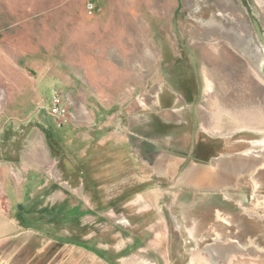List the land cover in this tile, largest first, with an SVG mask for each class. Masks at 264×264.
Masks as SVG:
<instances>
[{
	"label": "rangeland",
	"instance_id": "rangeland-1",
	"mask_svg": "<svg viewBox=\"0 0 264 264\" xmlns=\"http://www.w3.org/2000/svg\"><path fill=\"white\" fill-rule=\"evenodd\" d=\"M249 3L264 26V0ZM91 4L93 9L89 8ZM2 69H9L12 80L21 73L29 81L36 76L42 98L39 103L44 107L55 92L67 98L81 93L84 97L77 98L87 101L96 113L88 140L97 143L104 136H116L115 133L120 135L118 139L131 140L134 151L124 147L112 154L93 148L98 152L91 150L88 154V140L80 134L89 132V127L80 125L74 130L72 123L59 127L39 106L29 118L13 115L11 119L15 135L30 132L29 140L33 142L36 135L42 139L44 132L52 150L51 154L47 150L48 173H30L34 176L32 197L23 199L24 203L29 205L41 195L43 198L37 201L47 214L58 208L62 191L55 184L68 185L72 190L82 186V190L90 191L93 197L78 199L71 195L68 202L72 208L79 205V209L89 211L91 207L99 213L94 224L100 229L99 249L107 257H102V264H264V170L257 176L242 175L238 179L247 169L242 166L238 171L236 166L234 177L226 175V181L234 187L222 192L217 188L193 190L192 194L183 191L176 201L175 188L165 187L175 178L157 177L164 193L152 208L146 202L136 203L137 196H113L111 189L124 178L129 179L133 164L123 163L127 157L149 155L157 161L168 154L175 155L171 158L176 164L169 167L166 176L179 179L192 163L183 161V156L196 145L198 137L208 141L198 119L193 125V143L178 145L168 138V145L166 137H162L166 142L159 144V152L154 144L152 151L136 147L138 140L155 137L148 133L147 115L141 113L134 122L135 134L129 137L132 120L127 109L148 106L147 97L154 90L157 96L168 86L188 88L189 100L201 111L207 103L211 105L210 100L221 108L229 105L239 110L251 104L254 110L258 108L251 115L255 123L248 132L245 126H234L232 131L220 130L229 131L214 143L198 142L206 145L204 152L210 159L219 161L231 153H246V144L250 145L248 140L252 137H256L257 148L264 149V48L241 0H0V72ZM116 112L122 114V127L115 124V119L107 129L103 127L104 121ZM163 113L165 116L169 111ZM222 114L219 109L215 117L221 118ZM241 118L245 121L247 116L243 113L236 117L238 121ZM173 135L179 137L178 133ZM261 153L264 157V150ZM155 161L156 166L159 163ZM170 165L163 163L162 170ZM89 167L90 171L84 169ZM146 168L132 180L138 176L153 178V166ZM68 180L71 183L65 184ZM41 181H46V185ZM90 185L96 187L91 189ZM7 205L5 198L2 207ZM80 219L67 224L75 231L81 226ZM83 219L88 236L92 225L87 219L91 218ZM52 221L55 228L61 224L58 218ZM39 222L32 221L42 225ZM155 238L160 245L158 252L153 249ZM88 264L94 263L88 260Z\"/></svg>",
	"mask_w": 264,
	"mask_h": 264
},
{
	"label": "crops",
	"instance_id": "crops-1",
	"mask_svg": "<svg viewBox=\"0 0 264 264\" xmlns=\"http://www.w3.org/2000/svg\"><path fill=\"white\" fill-rule=\"evenodd\" d=\"M157 11H160V8L154 12ZM157 16L159 17L161 14L156 15V17ZM148 50H152L150 45ZM150 60L151 59H149V61ZM152 64L151 62L149 63V65ZM7 70L2 69L0 72V264H71V261H73L74 264H88V260L92 261L94 264H97V262L98 264H102V257H107L103 256L104 253L99 249L101 245V238L98 236L100 229L97 227L98 225L94 224V219L99 216V213L93 211L91 207L89 211L79 209V205L72 208L69 206L68 202L71 195L76 196L78 199L91 198L93 196L90 194V191L87 190V192L82 190V186L77 190H72L68 185L63 186L62 184H55L62 192L59 194L58 208L55 209V211L47 213L48 216L45 214L44 210L40 209L42 208L41 203L38 204L40 201H37L43 198V196L40 195L39 199L35 198V200H31L29 205L24 203L23 199L28 200L32 197L31 188L34 184V176H31L32 174L30 173H39L41 170L48 173L47 171L50 167L48 165V154L49 152L51 154L52 150H50V145L48 146V137L44 132H42V139L39 135H36L32 140L33 142L29 140L30 132H26L23 135H15L13 127L14 122L11 121L13 115H22L24 118L31 117L38 109V103L42 98H40L41 96L38 94V89L36 87V76H33L34 79L29 81L25 74L21 73L22 76L18 77L17 80H12L9 78ZM18 75H20V72ZM156 94V90H154L151 96L147 97L149 98L147 102L148 106L139 107L136 110L127 109L129 118L132 120L130 122L131 126H128L131 131H126L129 137L135 134L133 133L136 126L134 122L138 121L137 117L139 113L147 115L148 117L153 112L161 114L163 118L167 120L180 121L186 116L196 123L199 119L202 131L207 133L208 136H213L216 139L222 138L221 135L228 133L229 130L232 131L234 126H245V131L252 129L250 127L253 124L252 112L247 106L241 107L239 111L236 108L231 109L229 105H225L224 108H221V106L216 107L215 102L213 103L212 100H210L211 105L207 103L206 107L204 106V109L201 111L190 99L187 101V110L180 112L178 109H171L170 107V109L164 111H169V114L164 116L163 112H157L156 99L159 93L157 96ZM80 95L81 96L77 97H84L81 93ZM77 97L68 98L72 125L74 126V130L79 129L80 125L88 129L93 122H96V113L93 109H90V105L87 104V101L85 102L84 99ZM168 98H171V100H169L171 104L172 101H175L173 102L175 105L178 102L170 94ZM180 100L183 99L179 97V101ZM219 109L223 110L221 118L215 117V113ZM90 111H92V114ZM243 113L247 116L246 120L244 121L243 118H241V120L238 121L236 117L241 116ZM119 117H122L121 112L112 113L108 120L104 121L103 127L107 129L109 124L113 123L114 119L115 124L117 123L119 127L120 125L122 127V120H120ZM147 117L145 121L149 124ZM226 129L229 130L225 133H221L220 130L225 131ZM90 130L92 129L89 127V132L85 130L86 133L80 134V137L84 140L87 138L88 140L90 138ZM149 131L150 126L148 133ZM115 134L116 136L114 137L111 135L104 136L102 141L98 140L97 143H95L94 140H88L86 145L87 153L89 154L91 150L95 153L98 152L96 149H99L103 151L109 150L108 153L112 152V154H118L123 151L124 147L131 148L134 151L130 139H124V137V140L118 139L120 135L118 133ZM137 135L141 138L139 134ZM215 138L212 139L216 141ZM143 139L145 140V138H142L138 140V142H135L136 147H140L141 150L145 147L151 148L152 151L153 139H147V141ZM142 140L144 141L143 144ZM183 143H193V139H189L188 141L184 140ZM212 143H214V141ZM197 144L198 142L196 145ZM196 145H193L190 150L193 151ZM246 145H248L246 153H242V155L238 154V152L231 153L226 159H224V157L219 161H214L213 158L210 159L204 152H201L200 156L205 155L207 158L203 157L197 162L192 160L188 161L192 162L191 166L188 170L183 172L179 179L171 174L166 176L170 169L169 167H172L175 163L171 158L175 157V155L168 154V157L162 160H159L160 158H155L157 159V161L154 160L155 163H159L158 165L156 164V166L153 161L154 156L150 157L149 155H145L144 158L127 157L123 160V163L127 162L133 164V167L129 169V179L122 178L123 181H121V183L119 182L120 184H116V186L111 188L112 193H114L113 196H137L139 198L136 200V203L146 202L148 207L152 208L158 204L164 193L160 189L161 185L159 182L155 180L157 177L175 178L173 183L165 186L175 188L177 193L173 201H176L183 191L198 189L207 191L213 190V188H217L218 191L225 190L231 185V182L228 183L226 181L228 178L227 174H229L230 177H234V172L237 171L235 169L236 166L238 167V171L242 166L248 169L249 165L253 162L255 157L252 152L253 148H251L249 144ZM155 147L157 148L158 145ZM204 147L207 148L206 146ZM47 150L49 152H47ZM156 156L159 155L156 154ZM229 160L234 162H228ZM183 161L187 160L183 157ZM240 162L243 163L240 164ZM163 163L167 165L168 163L171 164L166 171L162 170ZM214 163L216 164L214 165ZM88 164H90V161ZM146 165L149 167L153 166L152 175H154V177L142 178L138 176L136 179L132 180L133 177L138 175V172L147 169ZM84 169L90 171V167L89 169ZM110 170L112 172V167ZM89 181L93 183L95 180L90 178ZM39 183L46 185V181L44 183L42 181ZM69 183H71L69 180L65 182V184ZM38 187H40V185H38ZM94 187H96V185H90L91 189H94ZM157 188L160 191H156ZM151 195H153V197H151ZM5 198L8 200V205L3 208L2 206ZM15 205L17 206L16 209H14ZM85 216L91 218L87 219V223L92 225L91 232L88 236H86L84 232L85 220L83 218ZM80 217L81 226L73 231L68 226L69 224H67V222L69 220L78 222ZM53 218H58V222L60 221L61 224H59L58 228H55V225L52 224ZM47 219H49V221H47ZM35 220L40 221L39 223L43 222L42 225L32 223V221ZM174 222H176L175 218ZM46 223L51 224L46 226ZM89 241L93 244L89 245ZM148 242H151V240ZM152 243L154 251L156 252L157 250L158 252L157 248H159L158 246L160 245L156 243V238ZM160 253L162 254V252Z\"/></svg>",
	"mask_w": 264,
	"mask_h": 264
},
{
	"label": "flooded vegetation",
	"instance_id": "flooded-vegetation-1",
	"mask_svg": "<svg viewBox=\"0 0 264 264\" xmlns=\"http://www.w3.org/2000/svg\"><path fill=\"white\" fill-rule=\"evenodd\" d=\"M178 88L179 89L177 90L175 88H172V87L168 86V87H165V89H162L159 92V96L157 98L158 100L156 99L157 112H163L166 109H170V107H171V109L172 108L178 109L180 112H182L184 110H187V106H188L187 105L188 104L187 101L189 100V97H190L189 95L191 94L190 90L188 88H185V86H180ZM169 94L172 97H174V99H176V101H178L176 103V105H175V103L173 104V102H175V101H172V104H171V102H169V100H171V98H168ZM179 97L181 99H183L184 101L183 100L179 101ZM179 103H181V104H179ZM248 107H249L250 111L252 112V114L255 113L256 109L258 110V108H256L254 110L253 107H252V104L249 105ZM263 113H264V111H263ZM184 117L185 118L180 120V121H178V120L175 121V120H170V119L169 120L164 119L162 116H160V114L154 113V112L151 115H149L147 117L148 118V122H149V126H150L149 133L153 134L154 137H155V140L153 139V144L155 146L156 145L159 146V144L160 145L164 144L166 141H165V139H162V137H166V139H167L166 143L168 145L171 143V141H169V140H172V142H175L178 145H180L181 142H183L184 140H187V139H193L194 140V138H193V137H195V136H193V134H194V132H193L194 120H190L186 116H184ZM253 122L255 123V121H253ZM176 125H181V128L176 129L177 128ZM253 131L254 130H251L249 132L254 134ZM174 133H178L179 137H176L175 136L176 134L173 135ZM180 133H184V136L181 137ZM168 138H170V139L168 140ZM212 138L214 139L215 137L207 136L208 141L204 142L203 138H201L197 142H202L203 144H208V143H211V142L214 141ZM255 138L256 137H252L249 140V143L251 145L250 147L253 148L252 152L255 155V157L253 159V162L249 165L248 169L243 167V169L244 170L247 169V171L243 172L241 175L239 174L238 179H241L242 175L251 176V177L252 176H257L258 172L264 170V157L261 156L262 155L261 151H263L264 149L261 150L259 147L257 148V145L255 144ZM145 141H147V139H145ZM159 150H158V152H159ZM204 150H205V147L202 144L198 143L196 145V147L193 149V151L189 150L188 153H186L183 157L187 161H191L192 160V161H196L197 162V161H200L203 157H205V155L200 156V153L204 152ZM235 184H236V182H235ZM228 187L230 188V187H234V186L233 185L232 186L229 185ZM235 188H237V187H235ZM186 192L191 193V194L193 193L192 191H189V190L186 191ZM214 194H218V193H214ZM208 197L213 198L214 195L213 196H208ZM210 198H208V199H210ZM214 199H216V198H214ZM222 199H223L224 203H227V201H226L227 199L226 198L223 197ZM228 200H230V199H228ZM232 202H233V204H236V200H232ZM175 221H176V218H175ZM178 223L179 222H177V224Z\"/></svg>",
	"mask_w": 264,
	"mask_h": 264
},
{
	"label": "built area",
	"instance_id": "built-area-1",
	"mask_svg": "<svg viewBox=\"0 0 264 264\" xmlns=\"http://www.w3.org/2000/svg\"><path fill=\"white\" fill-rule=\"evenodd\" d=\"M94 5H89L90 9H93ZM39 110L43 109L51 116L57 126L61 127L64 124L72 123V116L68 98L61 92H55L52 96L51 102L47 107L38 103Z\"/></svg>",
	"mask_w": 264,
	"mask_h": 264
},
{
	"label": "water",
	"instance_id": "water-1",
	"mask_svg": "<svg viewBox=\"0 0 264 264\" xmlns=\"http://www.w3.org/2000/svg\"><path fill=\"white\" fill-rule=\"evenodd\" d=\"M244 4L246 11L249 13L252 25L255 28L257 37L259 41H261L263 48H264V26H262L261 20L258 18V16L254 13V11H251L249 0H241Z\"/></svg>",
	"mask_w": 264,
	"mask_h": 264
},
{
	"label": "bare ground",
	"instance_id": "bare-ground-1",
	"mask_svg": "<svg viewBox=\"0 0 264 264\" xmlns=\"http://www.w3.org/2000/svg\"><path fill=\"white\" fill-rule=\"evenodd\" d=\"M214 174V173H213ZM227 245V244H226Z\"/></svg>",
	"mask_w": 264,
	"mask_h": 264
},
{
	"label": "trees",
	"instance_id": "trees-1",
	"mask_svg": "<svg viewBox=\"0 0 264 264\" xmlns=\"http://www.w3.org/2000/svg\"><path fill=\"white\" fill-rule=\"evenodd\" d=\"M104 255V254H103Z\"/></svg>",
	"mask_w": 264,
	"mask_h": 264
}]
</instances>
